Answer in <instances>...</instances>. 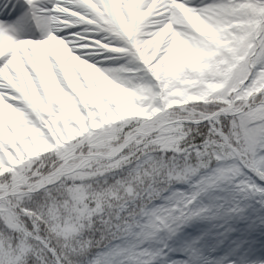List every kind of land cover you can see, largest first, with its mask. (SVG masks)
<instances>
[{"label":"snow or ice","instance_id":"1","mask_svg":"<svg viewBox=\"0 0 264 264\" xmlns=\"http://www.w3.org/2000/svg\"><path fill=\"white\" fill-rule=\"evenodd\" d=\"M0 264H264V0H0Z\"/></svg>","mask_w":264,"mask_h":264}]
</instances>
